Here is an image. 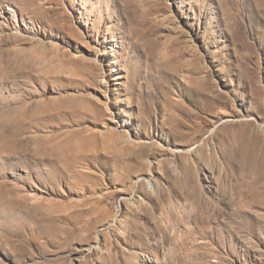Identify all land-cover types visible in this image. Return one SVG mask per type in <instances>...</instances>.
Wrapping results in <instances>:
<instances>
[{"label":"rangeland","instance_id":"1","mask_svg":"<svg viewBox=\"0 0 264 264\" xmlns=\"http://www.w3.org/2000/svg\"><path fill=\"white\" fill-rule=\"evenodd\" d=\"M0 264H264V0H0Z\"/></svg>","mask_w":264,"mask_h":264},{"label":"bare ground","instance_id":"2","mask_svg":"<svg viewBox=\"0 0 264 264\" xmlns=\"http://www.w3.org/2000/svg\"><path fill=\"white\" fill-rule=\"evenodd\" d=\"M50 141L51 139L46 141V143H44L43 145L38 146L41 147L40 149L42 151L41 153L42 156L49 157L51 158V161H56V162H62L65 157L75 156V153L72 151L73 149H70L69 147L61 146L62 141H52V142ZM147 187L151 189V186H149V184H147Z\"/></svg>","mask_w":264,"mask_h":264}]
</instances>
